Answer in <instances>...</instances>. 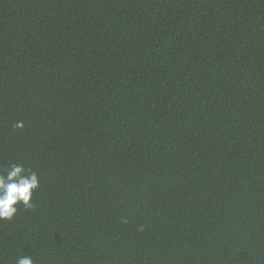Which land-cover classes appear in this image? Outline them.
<instances>
[{
  "label": "trees",
  "instance_id": "trees-1",
  "mask_svg": "<svg viewBox=\"0 0 264 264\" xmlns=\"http://www.w3.org/2000/svg\"><path fill=\"white\" fill-rule=\"evenodd\" d=\"M13 163L0 264H264V0H0Z\"/></svg>",
  "mask_w": 264,
  "mask_h": 264
},
{
  "label": "clouds",
  "instance_id": "clouds-1",
  "mask_svg": "<svg viewBox=\"0 0 264 264\" xmlns=\"http://www.w3.org/2000/svg\"><path fill=\"white\" fill-rule=\"evenodd\" d=\"M22 122H17L14 127L20 128ZM39 180L34 171L25 169L21 164H11L0 169V221L11 220L17 212L14 205L22 204L28 210L34 207L31 203L32 194L38 188ZM16 264H34L30 255L16 259Z\"/></svg>",
  "mask_w": 264,
  "mask_h": 264
}]
</instances>
